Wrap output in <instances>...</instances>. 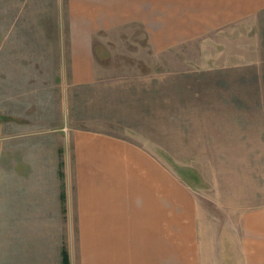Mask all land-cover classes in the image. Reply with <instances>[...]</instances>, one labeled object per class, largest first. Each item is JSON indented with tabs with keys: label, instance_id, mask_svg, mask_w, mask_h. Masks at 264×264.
<instances>
[{
	"label": "rangeland",
	"instance_id": "1",
	"mask_svg": "<svg viewBox=\"0 0 264 264\" xmlns=\"http://www.w3.org/2000/svg\"><path fill=\"white\" fill-rule=\"evenodd\" d=\"M63 8V0H0V264H59L62 244L80 247L79 236L66 234L77 230L75 220L57 199L39 198L26 182L19 197L18 179L8 184L5 172L15 159L25 177L37 174L25 165L42 144L38 133L61 127L128 138L170 166L188 198L171 196L172 264L198 202L206 211L264 205V43L261 50L243 43L242 21H228L227 0H187L186 12H171L177 30L185 17L187 36L162 51L146 44L143 26H132L121 45H111L115 54L99 61L104 74L68 88ZM9 120L38 135L9 140ZM52 143L45 146L56 151ZM55 172H45L49 185Z\"/></svg>",
	"mask_w": 264,
	"mask_h": 264
},
{
	"label": "crops",
	"instance_id": "2",
	"mask_svg": "<svg viewBox=\"0 0 264 264\" xmlns=\"http://www.w3.org/2000/svg\"><path fill=\"white\" fill-rule=\"evenodd\" d=\"M63 5L67 88L89 86L104 74L106 66L99 61L115 54L117 48L111 45H121L134 25L146 29V44L153 51L187 36L185 17L180 31L170 15L186 12L187 0H63ZM227 17L232 26L241 20L243 43H258L261 50L264 0H227ZM4 131L9 140L43 134L34 161L25 165L27 170L35 166L30 169L37 173L32 179L22 174L23 164L15 159L5 166L8 184L18 179L19 197L21 185L30 183L39 198L51 195L61 209L59 177L49 185L45 172L52 176L56 171L58 176L59 161L63 162V214L70 222L75 220L78 230L66 234L80 237V249L72 242L62 244L70 264H172L171 196L182 194L187 201V189L150 148L90 129L61 127L36 134L28 123L9 120ZM49 139L56 151L45 146ZM47 151L53 155L47 163L50 168L45 166ZM226 205L232 210L206 211L208 205L198 202L193 230H186L178 251V264H264V205L253 210L250 205Z\"/></svg>",
	"mask_w": 264,
	"mask_h": 264
},
{
	"label": "trees",
	"instance_id": "3",
	"mask_svg": "<svg viewBox=\"0 0 264 264\" xmlns=\"http://www.w3.org/2000/svg\"><path fill=\"white\" fill-rule=\"evenodd\" d=\"M61 166H62V162L60 161L59 170H58V174H59V177H60V180H61V183H60V188H61V191H60V202H61L62 211L64 212L65 211V206H64L65 194H64V191H63V189H64V183H63L64 175H63V171L61 170ZM61 264H70L69 256H68V253H67L66 248L64 246L61 249Z\"/></svg>",
	"mask_w": 264,
	"mask_h": 264
}]
</instances>
